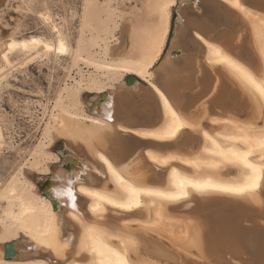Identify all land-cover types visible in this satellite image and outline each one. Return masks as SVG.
<instances>
[{"label": "snow or ice", "instance_id": "snow-or-ice-1", "mask_svg": "<svg viewBox=\"0 0 264 264\" xmlns=\"http://www.w3.org/2000/svg\"><path fill=\"white\" fill-rule=\"evenodd\" d=\"M223 4L247 38L246 50L234 52L188 29L196 63L215 80L191 106L173 100L158 68L176 39L173 22L186 23L185 8L200 14L199 0H0V247L27 253L13 264H236L230 256L206 260L203 222L169 213L209 194L264 213V9L256 11L252 0ZM10 6L18 20L8 19ZM96 17L111 37L98 61L85 58ZM129 28L132 46L121 49L116 36ZM43 61L49 70L63 65L59 84L52 79L57 73L43 90L31 77L21 83V73ZM129 74L157 100L146 125H117L115 95ZM222 82L244 112L213 110ZM105 90L111 95L102 109L85 111L83 94ZM116 135L126 142L123 153L111 148ZM58 140L67 155L54 150ZM31 171L51 181L49 198L25 178ZM0 264H8L2 253Z\"/></svg>", "mask_w": 264, "mask_h": 264}, {"label": "bare ground", "instance_id": "bare-ground-1", "mask_svg": "<svg viewBox=\"0 0 264 264\" xmlns=\"http://www.w3.org/2000/svg\"><path fill=\"white\" fill-rule=\"evenodd\" d=\"M142 2L143 0L140 1V3ZM199 2L200 14H191V9L185 8L183 19L186 23L177 26L173 22V34L176 39L169 44L168 51L158 68L159 79L179 105L195 106L206 95H209L211 88L215 86L214 76L210 70L202 69L196 63L198 47L192 45L190 39L186 40L187 29L199 31L211 42L218 43L237 53H244L247 46L245 42L247 39L240 37L242 29L237 24L234 14L223 4V0H199ZM252 6L256 11H261L264 9V0H252ZM90 23L91 27L87 30L85 37V58L93 56L98 61L100 59L98 54L101 53L105 40L111 41V37L99 17ZM122 35L116 36V39L120 40ZM126 37V46L131 47L133 43L131 28L128 29ZM75 38L79 39L78 33ZM135 39L137 41L143 39L142 34L138 33ZM93 42L97 46L93 47ZM123 45L120 44L119 47L123 49L125 47ZM112 47H115L114 43L109 44V50ZM82 70L85 74L90 71L86 65H83ZM91 71L95 72V69ZM136 85L137 82L134 81L131 87L118 88L116 91L118 126L121 124L124 126L146 125L154 117L157 100L144 87H136ZM102 92L104 91L92 94L98 95ZM89 101L91 102V106L87 104L89 110L102 109L104 104L98 106L94 99ZM210 105L214 111L218 109L225 115L228 113L237 115L244 112L243 101L236 97L234 89L226 82L221 83L217 94L211 99ZM89 110L85 109V111ZM69 144L75 151L80 153L85 151L81 145L71 142ZM111 148L123 153L127 150V145L121 136L116 135ZM36 174L40 175L38 172ZM33 176L28 173L25 178L32 182L30 178ZM42 182L48 192L51 181L44 180ZM37 195L45 199L49 198V192L45 196L44 193L41 194L37 190ZM188 203L190 206H185L183 202L180 205L172 206L169 213L173 219H195L203 222L206 228L204 232L207 245L206 260H224L230 256L236 264H264V213L242 201L220 194H209L207 198H200ZM208 222H215V225ZM189 230V227L185 225L184 231ZM218 242L223 247L216 246ZM14 249V255L6 259L8 264H13L17 256L27 255L22 248L19 251ZM0 253L4 255V248L0 247Z\"/></svg>", "mask_w": 264, "mask_h": 264}, {"label": "rangeland", "instance_id": "rangeland-1", "mask_svg": "<svg viewBox=\"0 0 264 264\" xmlns=\"http://www.w3.org/2000/svg\"><path fill=\"white\" fill-rule=\"evenodd\" d=\"M140 1L141 0H134V2H138V3H140ZM4 2L8 3L9 0H4ZM76 2H77V0H72V3H76ZM14 3H21L22 4V3H24V0H14ZM0 11H2V9H0ZM13 13H14V7L10 6L8 19H16V20H18L19 16L14 15ZM28 24L31 25L33 28H35L36 24H37L36 18L35 17H30L29 20H28ZM36 34H42V33H41V31L39 29H37L36 30ZM117 36H119V35H117ZM186 40H189L188 36H187ZM120 41H121L120 44H124L123 46H126L127 37L122 35ZM245 42L247 43L248 41H245ZM168 46H167V51H168ZM167 51L165 53H163V57H165ZM42 64H43V67H41L38 64L35 70H33L32 67H29L25 72H22L21 76H20L21 83H24L26 80H28L29 77H31L33 82L36 83L37 87H40L43 90L44 85H46L47 79L49 78L51 73H57L56 75L52 76V79L54 80V82L56 84H59L60 79L64 76V73L62 71L63 70L62 69L63 65H61L60 68L57 69L56 66L53 64V67L51 68V70H49L47 61H43ZM41 78H43V79H41ZM29 90H31V86H30ZM91 94L92 93H88V92L83 94L82 102L83 101H87V104L89 106H90V102H89L90 98H89V96ZM63 145H64V141L63 140H58L57 143L54 145V150L55 151H59V152H63L64 151V154L67 155V152L65 151ZM29 173L34 175L33 178L32 177L30 178V180L36 185L37 190L39 191V193L43 194L45 192V188H44V185H43L42 181H44L45 179L40 178V175L38 176V174H36L35 171H31ZM208 223L211 224V225H213V224L215 225V222H208ZM216 246L223 247V245H221L220 242L216 243Z\"/></svg>", "mask_w": 264, "mask_h": 264}, {"label": "water", "instance_id": "water-1", "mask_svg": "<svg viewBox=\"0 0 264 264\" xmlns=\"http://www.w3.org/2000/svg\"><path fill=\"white\" fill-rule=\"evenodd\" d=\"M138 80H139L138 78H136V77H134V76H132V75H128V76L125 78V81H126V82H127V81H130V83H127V84H126V87H131V86L133 85V82H134V81L137 82ZM108 95H110V91H104V92H102V93H100V94H98V95L91 94V95L89 96V98H90V100H91V99H94L96 105L100 106V104H103V103L105 102V98H106V96H108ZM89 102H90V101H89ZM90 106H91V102H90ZM87 110H89L88 107H87ZM63 152H64V151H63ZM44 195H45V196L48 195V192H46V190H45V192H44ZM14 253H15V249H14V248H13V249H6V248H4V257H5V259H9L10 257H12V256L14 255Z\"/></svg>", "mask_w": 264, "mask_h": 264}]
</instances>
